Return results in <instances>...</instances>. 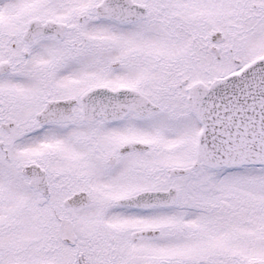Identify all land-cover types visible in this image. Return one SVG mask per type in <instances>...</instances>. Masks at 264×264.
<instances>
[{"label": "snow or ice", "instance_id": "1", "mask_svg": "<svg viewBox=\"0 0 264 264\" xmlns=\"http://www.w3.org/2000/svg\"><path fill=\"white\" fill-rule=\"evenodd\" d=\"M0 264H264V0H0Z\"/></svg>", "mask_w": 264, "mask_h": 264}]
</instances>
